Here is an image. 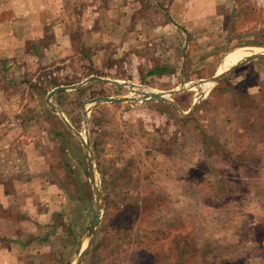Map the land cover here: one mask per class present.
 Returning <instances> with one entry per match:
<instances>
[{"label": "rangeland", "instance_id": "obj_1", "mask_svg": "<svg viewBox=\"0 0 264 264\" xmlns=\"http://www.w3.org/2000/svg\"><path fill=\"white\" fill-rule=\"evenodd\" d=\"M182 1L45 0L38 39L36 0L0 6L3 264H75L97 204L80 264H264V58L211 80L228 52L264 51V0L224 4L217 31H193L192 13L177 21ZM17 12L25 19L5 26ZM66 86L76 87L48 98ZM18 148L36 175H24L29 195L5 202L28 211L12 229L1 193L13 189L4 178L20 164ZM35 237L42 247L10 245Z\"/></svg>", "mask_w": 264, "mask_h": 264}, {"label": "crops", "instance_id": "obj_2", "mask_svg": "<svg viewBox=\"0 0 264 264\" xmlns=\"http://www.w3.org/2000/svg\"><path fill=\"white\" fill-rule=\"evenodd\" d=\"M178 1V0H177ZM204 1L206 2V0H193V1H190V0H184L180 3V5L182 4L181 6V9H183V6H188V9L187 8H184L185 10V14L187 15V18L184 15H180V13H178V18H177V21L179 20H182L184 23L185 21H188L190 18H189V14L188 13H192V30L193 31H204L206 28H209L210 31H217V29H219V27H221L224 23V20L226 21V18H224V15L225 17L228 16V12H222V7L224 4H232L230 6V10L233 11V8L237 6V4H243V3H246L244 2V0H207V2H209V9H208V15L206 14H203L205 12L203 11H200L202 6L204 5ZM257 2V0H256ZM45 0H36V39H38L39 37L43 36V31L42 29H44V25L46 24V16L45 15L48 11V6L46 7V4H45ZM54 3V1L52 2ZM190 3V4H189ZM0 6H2L1 10H5L7 9L6 11H9V8L6 7V5H8V0H0ZM190 5H192V12H190ZM198 5V8H196V6ZM235 5V6H233ZM203 10V9H202ZM198 11H200V13L198 14ZM228 11V10H227ZM31 17V15L29 16ZM34 18V16L32 17V19ZM25 18L20 16L18 14V12L12 16V19L11 21L9 22H4V25L5 26H8L10 27L11 25L13 26V24L15 23H18L22 20H24ZM191 19L189 20V22L191 21ZM61 21V20H60ZM214 23V24H213ZM7 24V25H6ZM61 24V23H60ZM207 24V25H206ZM210 24V26H208ZM216 24V26H215ZM3 25V24H2ZM190 25V23L188 24ZM186 28V27H185ZM189 28V29H191ZM223 28V27H222ZM187 30H189L188 28H186ZM26 34V33H25ZM63 37H66V34H61ZM194 35V33H193ZM217 36V33H209V36L213 37V36ZM244 48H248V47H241V48H237L231 52H234L236 50H240V49H244ZM224 51V49H220V51ZM219 51V50H218ZM229 53V52H228ZM251 55V54H250ZM234 68V67H233ZM228 69V68H227ZM233 69L231 68L228 72H226L221 78H225V75H227L228 73H230ZM224 71V70H223ZM220 72H216L215 75L219 74ZM220 78V79H221ZM35 143H32L31 144V147L34 145ZM18 154L16 156V160H17V163L20 162V164H17V169L16 171H13L14 172V176L12 177H9V176H6L4 179V181H8V180H11V185L13 187V189H5L3 188L4 186L2 185V193H1V197H2V202H3V205H4V208L6 209V212L8 211V213H15L16 214V224L13 226L12 229H20L22 227L25 226V214L28 213V211L26 212V207L25 205H22L20 202H18V204H5V202H9L10 200L12 201L15 197L17 198V200L19 201V198L21 197H25V195H29V194H26L23 192V189L26 188V187H30V186H26L25 185V182H26V179H25V173L27 174L28 173V170L30 169L31 172L29 173H32V174H29V176H34L36 175V168H35V165L32 163H30V165L28 167L25 168V165H24V168H22L23 166V161L22 159L26 160L25 159V156L23 154L20 153V149L18 148ZM29 159V157L27 158ZM30 160L32 161V159L30 158ZM30 167V168H29ZM12 175V174H10ZM25 185V187H24ZM7 186V185H6ZM32 209L31 210L32 212H29L28 215H30L32 218H33V215L34 217L36 218V215H38L37 212H39L38 210H36V204H33L32 205ZM37 219V218H36ZM36 222H33V225L36 229V226H39V219L36 220ZM46 223V222H45ZM45 240V237H41V238H34V240L32 241H28V242H25L24 240L20 239V240H16V241H10V245L11 246H14L16 247V249H20V250H24V248H29L30 246H33L35 243L37 244H43L44 245V241ZM46 244V243H45ZM19 247V248H18ZM42 247V246H41ZM0 264H3L2 263V260L0 261Z\"/></svg>", "mask_w": 264, "mask_h": 264}, {"label": "water", "instance_id": "obj_3", "mask_svg": "<svg viewBox=\"0 0 264 264\" xmlns=\"http://www.w3.org/2000/svg\"><path fill=\"white\" fill-rule=\"evenodd\" d=\"M255 57H260V58H264V51L262 53H254V54H251L249 56H246L244 57L242 60H240L238 63L230 66L228 69L220 72L219 74L215 75L214 77H212V81H217L219 80L226 72H228L231 68L239 65V64H242L243 62L245 61H248L250 60L251 58H255ZM93 79H96V80H104L106 82H110V83H117L116 81H113V80H108V79H101V78H98V77H94ZM81 85V84H80ZM79 86V85H77ZM76 86H66V87H59V88H55L54 90H52L51 92H49L48 94V98H50L55 92L57 91H61V90H65V89H68V88H75ZM144 96L146 97L145 100H149V99H153V100H160V101H166V102H169L170 104H172L173 106L174 103L168 99V98H164V95L161 94V93H144ZM122 99L121 98H97L95 99L94 101L96 102H100V101H107V102H118V101H121ZM195 105V104H194ZM193 105V106H194ZM82 142H83V145L85 147V150H86V153H87V160H88V172L91 176V180H92V184H93V188L95 190V193H96V198L98 199L100 197V192L98 190V188L96 187V184L94 182V177H93V169H92V164H91V157H90V152H89V145H88V139L86 138V140H83L81 138ZM94 218H92L91 222H90V226H89V229L91 231V236L86 244V248L83 249L75 264H80L82 258L84 257V255L86 254L88 248L90 247V245L92 244V241H93V237L96 233V230H97V226H98V223H99V220H100V205L97 204V208H96V212H95V215L93 216Z\"/></svg>", "mask_w": 264, "mask_h": 264}, {"label": "bare ground", "instance_id": "obj_4", "mask_svg": "<svg viewBox=\"0 0 264 264\" xmlns=\"http://www.w3.org/2000/svg\"><path fill=\"white\" fill-rule=\"evenodd\" d=\"M263 51L259 49H252V48H244L240 50H236L234 52L227 53L221 62V66L218 70V72H222L223 70H226L230 66L238 63L240 60H242L244 57L249 56L250 54L254 53H262ZM217 72V73H218ZM203 84H207V82L198 83V95L201 94L203 91Z\"/></svg>", "mask_w": 264, "mask_h": 264}]
</instances>
